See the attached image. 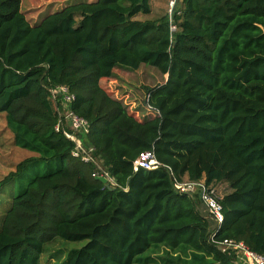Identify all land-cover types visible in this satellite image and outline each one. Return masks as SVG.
Segmentation results:
<instances>
[{"label":"trees","instance_id":"trees-1","mask_svg":"<svg viewBox=\"0 0 264 264\" xmlns=\"http://www.w3.org/2000/svg\"><path fill=\"white\" fill-rule=\"evenodd\" d=\"M21 3L0 0V113L13 145L34 156L0 182L21 187L0 218V264H39L54 238L88 241L62 264H234L210 243L198 195L174 180L226 184L214 239L264 255V0H182L172 34L167 14L134 19L150 0L68 4L34 24ZM141 65L166 76L146 88L159 114L142 120L101 86ZM59 85L89 124L83 145L118 187L96 181L55 131L46 90ZM144 151L159 166L134 171Z\"/></svg>","mask_w":264,"mask_h":264},{"label":"rangeland","instance_id":"rangeland-1","mask_svg":"<svg viewBox=\"0 0 264 264\" xmlns=\"http://www.w3.org/2000/svg\"><path fill=\"white\" fill-rule=\"evenodd\" d=\"M62 0H22L21 10L24 11L26 18H35L42 10L44 13L55 12L60 6ZM168 0H160L159 13L151 12L149 15L139 13L135 20L147 21L156 19L158 14L167 13ZM34 7L26 10L27 7ZM181 7V0L177 4V9ZM28 9V8H27ZM56 9V10H54ZM31 22V21H30ZM32 23V22H31ZM166 76H163L156 68L141 65L138 70L132 71L125 68H116L110 78L102 81L101 86L113 99L120 101L129 113L136 114L142 120L147 113V91L146 88H153L156 85L164 83ZM13 134L7 128L5 114L0 113V182L12 171L15 166L23 159L34 156L33 153L23 150L13 145ZM71 142V141H70ZM73 143V142H72ZM74 144V143H73ZM18 180L8 184L0 189V218L10 207L12 198L20 190ZM219 191L225 195L229 189L226 184L219 185ZM198 211L204 216L203 205L199 202ZM210 225L213 224L210 222ZM211 232V227H210ZM88 241H66L60 238H54L44 246V252L39 259V264H62L67 254L71 251L81 249ZM152 250L145 252L142 256H150Z\"/></svg>","mask_w":264,"mask_h":264},{"label":"built area","instance_id":"built-area-1","mask_svg":"<svg viewBox=\"0 0 264 264\" xmlns=\"http://www.w3.org/2000/svg\"><path fill=\"white\" fill-rule=\"evenodd\" d=\"M179 1L180 0L168 1L167 15L170 34L176 31V25L173 22V13ZM46 91L47 99L52 103L57 115V122L54 129L56 132H61L66 139L74 143V149L72 152L73 157L80 158L83 162L92 163L95 166L96 171L92 174L94 179L97 177H104L107 179L106 186H109L110 188L118 187L117 181H115L114 178H112L93 157L94 149L85 147L79 137L80 135L88 133L89 124L71 109V105L75 100L74 94L64 85L48 87ZM147 108V113L144 117L149 115L155 117L159 114L158 111L152 108L148 103ZM158 166L159 163L155 159L153 152L144 151L137 156L133 164V169L134 171L138 168L154 170L157 169ZM173 185L179 193L198 195L207 218L213 224L209 241L219 250V252L222 254L234 255L236 258L234 264H264V255L251 251L243 242L233 239H214V234L223 222V208L221 205L223 195L219 191L217 185H206L204 181L191 182L188 180H174Z\"/></svg>","mask_w":264,"mask_h":264},{"label":"crops","instance_id":"crops-1","mask_svg":"<svg viewBox=\"0 0 264 264\" xmlns=\"http://www.w3.org/2000/svg\"><path fill=\"white\" fill-rule=\"evenodd\" d=\"M95 0H62L60 2V4H58V6H60L59 8H56V9H61L62 7L68 5V4H73V3H78V2H87V3H90V2H94ZM169 1V0H168ZM168 4V2H167ZM35 4H33V6L31 7H27L26 10H29V9H32L34 7ZM160 5V0H150V6H151V12L153 13V11H157L156 13H159L160 12V9H158V6ZM54 9V10H56ZM167 11H168V8H167ZM24 13V11H22ZM42 13H44V11L42 10L40 13H38L36 15L35 18H29V21H31L33 24L38 21L39 19V15H41ZM52 13V12H51ZM167 14V13H166ZM164 15V13H161V14H158L155 18H160ZM205 212V211H204ZM206 214V213H205ZM210 227L212 228V226L210 225Z\"/></svg>","mask_w":264,"mask_h":264},{"label":"water","instance_id":"water-1","mask_svg":"<svg viewBox=\"0 0 264 264\" xmlns=\"http://www.w3.org/2000/svg\"><path fill=\"white\" fill-rule=\"evenodd\" d=\"M96 181H99L100 183H102L103 185H106L107 184V179H105L104 177H97L95 178ZM115 180V179H114ZM116 181V180H115ZM108 188H110L108 186Z\"/></svg>","mask_w":264,"mask_h":264}]
</instances>
